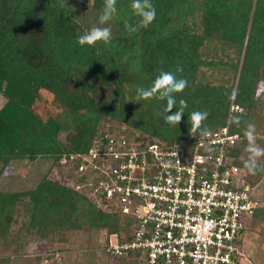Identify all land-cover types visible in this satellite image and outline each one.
I'll return each instance as SVG.
<instances>
[{
  "label": "trees",
  "instance_id": "1",
  "mask_svg": "<svg viewBox=\"0 0 264 264\" xmlns=\"http://www.w3.org/2000/svg\"><path fill=\"white\" fill-rule=\"evenodd\" d=\"M132 3L116 0L115 13L101 24L105 0H0V95L5 99L0 176L16 160L50 159L59 167L63 156L88 151L107 120L176 144L187 154L203 129L226 125L233 100L242 108L229 122L230 132L241 136L232 148L233 163L256 185L264 179V155L257 158L255 172L245 166L246 132L254 125L255 143L264 148L257 135L264 122V0H151L156 18L147 26ZM125 24L137 30L130 32ZM93 27L110 28V41L80 45L77 38ZM161 72L187 81L183 91L172 94L176 103L170 111L159 91L149 98L138 91L152 90ZM42 89L52 94L56 109L46 118L33 108ZM181 100L186 102L181 121L167 122ZM197 111L208 115L193 131L191 115ZM17 219L24 228L13 235ZM257 219H264V204L251 221ZM130 225L48 173L31 189L0 191L1 253L12 246L20 250L28 234L61 242L89 230L105 233L106 250L111 234L130 237ZM112 256L119 264H144L138 251ZM84 258L85 264H95L94 253Z\"/></svg>",
  "mask_w": 264,
  "mask_h": 264
},
{
  "label": "built area",
  "instance_id": "2",
  "mask_svg": "<svg viewBox=\"0 0 264 264\" xmlns=\"http://www.w3.org/2000/svg\"><path fill=\"white\" fill-rule=\"evenodd\" d=\"M241 111L231 100L226 125L199 136L187 154L114 126L53 168L102 210L131 220L130 237L109 236L112 255L138 251L144 264H242L240 237L264 202L233 163L241 136L229 122Z\"/></svg>",
  "mask_w": 264,
  "mask_h": 264
},
{
  "label": "rangeland",
  "instance_id": "3",
  "mask_svg": "<svg viewBox=\"0 0 264 264\" xmlns=\"http://www.w3.org/2000/svg\"><path fill=\"white\" fill-rule=\"evenodd\" d=\"M263 89L260 84L259 91ZM52 94L42 89L40 96L33 104L34 110L43 118H46L56 109L52 104ZM264 100V92L262 95ZM5 99L0 95V107ZM55 113V112H54ZM117 127L111 120L104 122V129ZM121 126V125H120ZM127 128V126L122 125ZM132 135H146L140 131L128 128ZM260 138L264 139V122H261L257 131ZM256 132V133H257ZM48 173L52 179H59L58 173L50 164V159H37L33 162L16 160L11 162L0 176V191H22L36 186L40 177ZM253 194L259 200L264 201V179L253 186ZM21 221L17 219L12 223L13 235L23 230ZM105 233L98 231L73 232L68 239L61 242H53L36 235L24 238L23 247L0 251V260L7 258V262L1 264H85L87 253H94L95 264H119L104 248ZM241 247L245 256L242 264H264V219L246 221V228L241 235Z\"/></svg>",
  "mask_w": 264,
  "mask_h": 264
},
{
  "label": "clouds",
  "instance_id": "4",
  "mask_svg": "<svg viewBox=\"0 0 264 264\" xmlns=\"http://www.w3.org/2000/svg\"><path fill=\"white\" fill-rule=\"evenodd\" d=\"M116 0H105V8L103 14L100 17V23L103 24L109 19H111L113 13H115ZM132 8L134 11L142 17L141 25L147 26L156 18V9L151 3V0H133ZM126 29L130 32H135L137 29L125 24ZM111 39L110 28L93 27L91 30L77 38V42L80 45L88 44L94 45L97 41H103L105 43L109 42ZM179 70V69H178ZM187 81L180 79L177 80L175 75L171 72H161L160 76L156 79L154 88L152 90L139 89V94L144 98H149L154 92H160L161 99H167V110L170 111L175 105L176 101L172 95L174 92L183 91L186 87ZM181 108L175 114L167 117V122L171 124H178L181 121L183 108L186 107V102L184 100L180 101ZM207 112H194L191 115L192 120V130L195 131L201 127L202 121L207 118ZM234 122L239 123V118H234ZM255 126L252 124L248 125V130L246 132L247 139L249 141L247 152L250 154L249 159L245 162V166L249 168L250 171L255 172L258 168L257 158L264 155V148H260L255 143V138L253 132ZM202 135H208L209 132L205 128L201 132Z\"/></svg>",
  "mask_w": 264,
  "mask_h": 264
}]
</instances>
